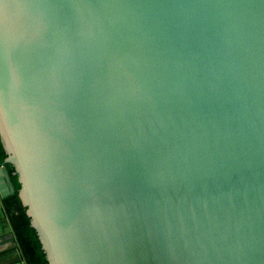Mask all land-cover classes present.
Instances as JSON below:
<instances>
[{"label":"water","instance_id":"obj_1","mask_svg":"<svg viewBox=\"0 0 264 264\" xmlns=\"http://www.w3.org/2000/svg\"><path fill=\"white\" fill-rule=\"evenodd\" d=\"M0 264H264V0H0Z\"/></svg>","mask_w":264,"mask_h":264},{"label":"trees","instance_id":"obj_2","mask_svg":"<svg viewBox=\"0 0 264 264\" xmlns=\"http://www.w3.org/2000/svg\"><path fill=\"white\" fill-rule=\"evenodd\" d=\"M5 157L0 144V166ZM3 167L7 172L14 192L3 199L2 203L21 257L25 264H46L45 256L40 249L35 231L29 226V219L24 213L25 209L21 207L17 198L19 184L17 183L16 175L13 174V168L7 164L3 165Z\"/></svg>","mask_w":264,"mask_h":264},{"label":"crops","instance_id":"obj_3","mask_svg":"<svg viewBox=\"0 0 264 264\" xmlns=\"http://www.w3.org/2000/svg\"><path fill=\"white\" fill-rule=\"evenodd\" d=\"M13 242H8V243H6L5 245H3V247H7L8 249H10L11 250V252L14 254H16V250H17V252H19L20 253V251H19V249H18V247H17V245H16V247H14L13 248ZM21 255V254H20Z\"/></svg>","mask_w":264,"mask_h":264}]
</instances>
